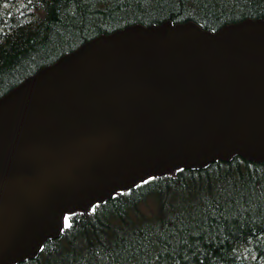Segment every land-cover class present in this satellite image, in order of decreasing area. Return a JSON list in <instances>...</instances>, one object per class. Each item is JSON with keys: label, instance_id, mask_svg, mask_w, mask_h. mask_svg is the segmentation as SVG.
Segmentation results:
<instances>
[{"label": "water", "instance_id": "1", "mask_svg": "<svg viewBox=\"0 0 264 264\" xmlns=\"http://www.w3.org/2000/svg\"><path fill=\"white\" fill-rule=\"evenodd\" d=\"M240 154L264 160V20L98 36L0 100V264L35 257L66 213Z\"/></svg>", "mask_w": 264, "mask_h": 264}, {"label": "trees", "instance_id": "2", "mask_svg": "<svg viewBox=\"0 0 264 264\" xmlns=\"http://www.w3.org/2000/svg\"><path fill=\"white\" fill-rule=\"evenodd\" d=\"M246 19H264V0H0V98L101 34ZM66 217L60 237L19 264H264V161L181 167Z\"/></svg>", "mask_w": 264, "mask_h": 264}, {"label": "snow or ice", "instance_id": "3", "mask_svg": "<svg viewBox=\"0 0 264 264\" xmlns=\"http://www.w3.org/2000/svg\"><path fill=\"white\" fill-rule=\"evenodd\" d=\"M64 226L65 227H69L70 226L69 219L67 217L64 218Z\"/></svg>", "mask_w": 264, "mask_h": 264}]
</instances>
